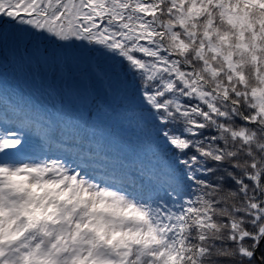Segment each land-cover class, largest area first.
<instances>
[{
  "label": "snow or ice",
  "instance_id": "1",
  "mask_svg": "<svg viewBox=\"0 0 264 264\" xmlns=\"http://www.w3.org/2000/svg\"><path fill=\"white\" fill-rule=\"evenodd\" d=\"M244 5L264 11V0H0V201L15 177L67 173L105 197L80 204L85 188L63 180L43 197L86 209L74 225L92 235L84 264H264V75L250 87L237 56L212 46L216 12L240 28L242 53L245 29L264 38ZM30 260L0 244V264Z\"/></svg>",
  "mask_w": 264,
  "mask_h": 264
},
{
  "label": "clouds",
  "instance_id": "2",
  "mask_svg": "<svg viewBox=\"0 0 264 264\" xmlns=\"http://www.w3.org/2000/svg\"><path fill=\"white\" fill-rule=\"evenodd\" d=\"M244 7L248 8V12L245 14L247 19L252 26L256 27L257 35H260L264 32V28L261 27L264 24V11L248 5H244ZM241 11L243 12V8ZM215 20L212 46L220 50L223 55L231 56L234 53L238 61L244 65L243 71L247 74L249 86L256 87V73L261 72V75H264V38L257 42L250 30L245 29L248 33V44L253 45V51L242 53L236 47L241 43L237 36L240 28L230 27L221 19L219 12L215 13ZM201 30H203V24ZM191 48L196 51L199 45L192 43ZM204 56L210 62L218 65L221 70L224 69L221 59H216L207 52L204 53ZM252 57L258 59L259 67ZM13 179L18 182L17 190H7L3 200L0 201V244L6 247L15 246L21 251L30 252V264H73V261L84 264V261H80L79 258L84 255L85 260L87 259L88 251L85 242L91 239L92 235L90 232H77L74 225L75 222L83 219L86 209L81 208L77 211L75 202L69 205L63 202L57 203L50 196L47 199L43 197L52 191H59L65 186L62 183H53V181H70L78 189L85 188L82 193H78L80 204L87 203L92 207H100L105 199L102 190H99L98 194V189L92 187L91 182H87L86 186L85 184L77 185L67 173H63L61 176H57L55 173L32 174ZM81 179L84 180V178ZM29 193L32 194V198H29ZM38 193L43 194L40 200L36 199ZM59 199L63 201L66 197L62 196ZM22 201L27 202L19 206ZM96 223L98 226H102L104 219L101 218ZM69 233L73 234L71 239H69Z\"/></svg>",
  "mask_w": 264,
  "mask_h": 264
},
{
  "label": "trees",
  "instance_id": "3",
  "mask_svg": "<svg viewBox=\"0 0 264 264\" xmlns=\"http://www.w3.org/2000/svg\"><path fill=\"white\" fill-rule=\"evenodd\" d=\"M257 255L259 256V253Z\"/></svg>",
  "mask_w": 264,
  "mask_h": 264
}]
</instances>
